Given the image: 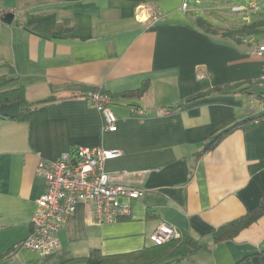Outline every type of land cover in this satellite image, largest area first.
Instances as JSON below:
<instances>
[{"label": "crops", "instance_id": "0c3cea01", "mask_svg": "<svg viewBox=\"0 0 264 264\" xmlns=\"http://www.w3.org/2000/svg\"><path fill=\"white\" fill-rule=\"evenodd\" d=\"M200 1L0 0L14 16L10 25L0 24V91L22 87L29 103L75 96L32 109L27 122L0 119V264H61L73 258L95 264L150 247L149 236L162 223L200 245L170 264H237L246 257L243 264H264V215L234 238L214 240L220 227L264 200V119L196 157L221 128L261 112L264 96L214 90L245 82L252 89L264 86L257 80L264 67L257 48L264 41L225 35L242 28L224 19L225 10L247 11L243 6L219 5L210 15L190 5ZM262 11L264 0L252 1L247 12L257 18L244 17L259 33ZM199 21L209 26L208 33ZM46 26L61 30L35 29ZM145 81L148 89L134 106L109 98L117 129L104 131L100 113L83 96L95 90L119 94ZM207 92L211 95L170 113ZM72 148L120 152L104 170L112 181L141 190L140 199L130 202L122 221L101 225L90 221V206L78 204L57 233L58 248L47 256L17 248L30 233L36 201L45 191L38 162L56 160ZM124 172L134 175L125 180Z\"/></svg>", "mask_w": 264, "mask_h": 264}, {"label": "built area", "instance_id": "2783aa9c", "mask_svg": "<svg viewBox=\"0 0 264 264\" xmlns=\"http://www.w3.org/2000/svg\"><path fill=\"white\" fill-rule=\"evenodd\" d=\"M186 7L184 3L182 9ZM232 10L238 12L243 8L234 7ZM10 13L0 4V24ZM257 53L264 57V44L257 48ZM257 80L264 85V67ZM86 99L100 113L104 131L115 132L117 117L110 108L108 96L101 90H95ZM259 109L264 111V100L259 102ZM119 156L117 150L75 148L56 160H40L36 173L44 178L45 191L36 201L29 235L16 247L40 256L53 253L58 248L57 233L78 204L91 207L90 221L95 225L115 223L129 216L130 202L140 199L141 190L127 181H112L104 170L107 160ZM133 175L124 172L123 178L128 180ZM179 237L180 232L176 228L162 223L150 234L149 242L153 246H162Z\"/></svg>", "mask_w": 264, "mask_h": 264}, {"label": "trees", "instance_id": "16d2710c", "mask_svg": "<svg viewBox=\"0 0 264 264\" xmlns=\"http://www.w3.org/2000/svg\"><path fill=\"white\" fill-rule=\"evenodd\" d=\"M199 27L202 28L206 33L210 31V28L205 22L199 21ZM38 31L54 34L56 32H60V26H46V27H36ZM259 33V29L255 25L247 26L240 28L234 32H229L225 35L229 37H238V39H242L244 36H255ZM247 85V86H245ZM148 89V82H143L141 86L137 89L121 92L119 94H106L108 98H114L119 100H129L131 101L128 106H134V101H139L144 93ZM252 87L250 86V82H245L244 84H240L238 86H223L214 90V93H235L247 97H255L262 98L264 95H255L251 92ZM105 94V93H104ZM211 95V92L195 95L190 97L189 99L182 102L179 106L170 108V113L178 112L183 107L188 104L200 100L204 97H208ZM75 96H69L64 98L50 99L39 101L35 103H29L25 97V90L22 87H18L12 90L0 91V106L4 104H12L16 103L19 106L18 117L14 120L19 122H27L29 113L34 108L42 107L45 105H49L51 103L59 102L65 99H71ZM86 98L87 96H83ZM0 119H6L0 117ZM264 119V111L258 112L253 116L240 120L238 122H234L229 124L219 131L214 133L204 144L201 152L196 155V157H200L205 153H208L215 149L220 142L228 137L230 134L237 130L244 129L247 126L253 125L257 122H260ZM73 148L70 152H73ZM262 215H264V200L257 206L249 214L244 217L227 223L220 227L214 234L215 242H221L225 240H229L234 238L242 229L247 228L254 222H256ZM147 216H151V212L148 211ZM119 221H122L119 220ZM200 248L198 241L192 239L191 237L181 234L180 237L176 240H172L162 246H153L150 245L148 248H144L140 251H135L131 253H125L120 255H111L102 258L101 261L95 264H170V260L174 257L183 258L189 255H192ZM6 254V253H5ZM248 257L244 258L237 264H243ZM61 264H88L85 258H73L67 260Z\"/></svg>", "mask_w": 264, "mask_h": 264}, {"label": "rangeland", "instance_id": "374dc122", "mask_svg": "<svg viewBox=\"0 0 264 264\" xmlns=\"http://www.w3.org/2000/svg\"><path fill=\"white\" fill-rule=\"evenodd\" d=\"M252 1H257V0H201L199 5L195 4L194 2H190V5L197 7L198 9H207L208 14L210 13V15H215L214 12L215 8L219 5H225V7L228 6V8L229 7L231 8L233 5H240L243 6L245 10L248 11L249 2ZM247 11L232 13L229 10H225V13H227V15L225 16L224 19L231 24H239L242 26V28L247 27L249 26V24H246V22L244 21L245 16H248L249 18L252 19L257 18V16L254 15L255 12L249 14ZM263 12L264 11H262L261 13ZM199 17L204 18L207 22H211V18H209V16L207 15L202 14ZM254 39H255V43L264 41V28L260 33L254 36Z\"/></svg>", "mask_w": 264, "mask_h": 264}, {"label": "water", "instance_id": "95a60500", "mask_svg": "<svg viewBox=\"0 0 264 264\" xmlns=\"http://www.w3.org/2000/svg\"><path fill=\"white\" fill-rule=\"evenodd\" d=\"M13 14H6L2 22L6 25H10L13 21ZM255 95H264V86L256 87L251 90ZM19 106L16 103L4 104L0 106V117L8 119H16L18 117Z\"/></svg>", "mask_w": 264, "mask_h": 264}]
</instances>
